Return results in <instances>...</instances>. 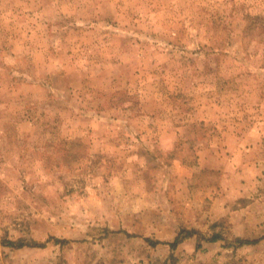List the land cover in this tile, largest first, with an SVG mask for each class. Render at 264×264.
Returning a JSON list of instances; mask_svg holds the SVG:
<instances>
[{"label": "rangeland", "instance_id": "1", "mask_svg": "<svg viewBox=\"0 0 264 264\" xmlns=\"http://www.w3.org/2000/svg\"><path fill=\"white\" fill-rule=\"evenodd\" d=\"M0 264H264V0H0Z\"/></svg>", "mask_w": 264, "mask_h": 264}, {"label": "trees", "instance_id": "2", "mask_svg": "<svg viewBox=\"0 0 264 264\" xmlns=\"http://www.w3.org/2000/svg\"><path fill=\"white\" fill-rule=\"evenodd\" d=\"M216 238H214V241H215ZM182 241V239H176L172 244H171V247L172 248H176L178 246V244H180ZM56 242H60L58 239H56ZM66 241H63L62 243H64ZM249 243V242H247ZM245 244V243H244ZM6 245L10 246V247H14L13 246V243L12 242H8ZM27 244L24 243V241H20V244L17 245L18 248H21L23 246H26ZM28 246V245H27ZM29 246L31 247H44L45 244H38V243H29Z\"/></svg>", "mask_w": 264, "mask_h": 264}]
</instances>
